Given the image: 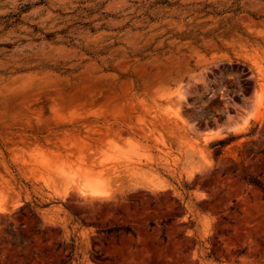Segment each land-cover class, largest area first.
<instances>
[{
	"label": "rangeland",
	"instance_id": "obj_1",
	"mask_svg": "<svg viewBox=\"0 0 264 264\" xmlns=\"http://www.w3.org/2000/svg\"><path fill=\"white\" fill-rule=\"evenodd\" d=\"M243 173L264 0H0V264H264Z\"/></svg>",
	"mask_w": 264,
	"mask_h": 264
},
{
	"label": "trees",
	"instance_id": "obj_2",
	"mask_svg": "<svg viewBox=\"0 0 264 264\" xmlns=\"http://www.w3.org/2000/svg\"><path fill=\"white\" fill-rule=\"evenodd\" d=\"M240 136H231L223 139L216 140L211 144V148H213V156L215 160H218V158L222 155L224 147L229 145L233 140L239 138ZM243 178L248 184H252L254 186L259 187L264 192V183L261 182L256 176H252L246 173H243ZM122 228H112L108 229L107 232H113V231H120ZM126 231H129L130 228L126 227Z\"/></svg>",
	"mask_w": 264,
	"mask_h": 264
}]
</instances>
